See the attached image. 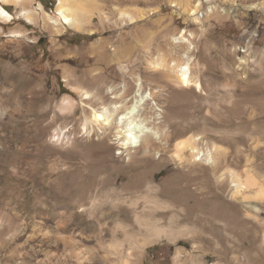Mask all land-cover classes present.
Listing matches in <instances>:
<instances>
[{
	"label": "rangeland",
	"instance_id": "rangeland-1",
	"mask_svg": "<svg viewBox=\"0 0 264 264\" xmlns=\"http://www.w3.org/2000/svg\"><path fill=\"white\" fill-rule=\"evenodd\" d=\"M99 1L109 18L97 16L95 35L69 28L55 38L51 26L45 28L41 23L35 27L22 19L5 26L7 31L19 29L27 34L20 42H13L11 37L0 38V85L13 89L2 75L13 60L24 63L30 75H37L43 98L38 111L43 109L44 115L41 132L33 131L30 141L41 135L46 137V143L40 147L38 158L43 169L39 177L16 178L13 167L21 155L13 152L10 167L0 174V189L5 195L13 187H25L32 199L24 210L29 218L45 212L52 219L57 211H74L75 223L84 220L82 227L91 237L84 244L92 264H110L101 259L103 250L95 242L102 231L107 244L112 240L109 230L118 224L139 236L144 234L135 226L137 214L164 219L165 226L176 216L173 228L184 234L175 243L164 240L147 247L139 264H176L178 251L184 264H264V205L248 204L253 212L255 208L259 211L257 218L246 217V209L231 200L233 184L228 177L221 178L228 171L240 172L244 177L249 157L255 173L264 177V93L259 92L264 89V6L251 9L264 4V0H201L202 19L207 21L205 33L185 18L174 16L180 6L186 9L185 2L194 0ZM36 2L51 14L57 6V0ZM210 7H215V12L207 16ZM6 8L14 16L20 12L15 6ZM26 8L35 9L33 5ZM141 9H151L158 15L138 24L125 23L122 12L135 14ZM227 10H231V15ZM184 30L193 34L197 47L193 72L203 84L201 93L194 89L185 91L162 72L148 67L149 61L162 54L169 60H181V50L170 42L172 36L181 35ZM96 43L101 44L100 50L94 47ZM19 54L22 60L15 57ZM137 75L143 78L146 89L155 94L153 105L147 110L149 116L156 115L155 103L168 114L171 137L162 158L146 156L142 151L131 158L121 154L110 137L89 136L83 131L85 118L91 112L89 106L99 105L98 101L84 99L83 92L97 93L104 101L108 99L104 93L108 87L119 89L126 80L131 97L137 91ZM242 80L246 82L241 83ZM66 97L75 100L74 110H57L54 117V106ZM34 123L32 120L28 126ZM20 124L14 134L18 143L24 126L22 119ZM5 127L12 135L13 124L6 122ZM60 128L65 129L58 141L54 136L61 132ZM203 128L206 139L222 150L216 156L217 170L194 160L183 165L173 157L181 139ZM64 134H70L71 141L64 140ZM0 157L4 159L5 155ZM53 162L59 166L55 174L49 170ZM149 185L162 192L158 195ZM85 196L87 202L83 201ZM73 199L77 204L68 206ZM153 199L170 208L151 213L146 208ZM55 200L56 208L52 204ZM83 203L87 204L80 208ZM124 243V256L129 262L135 261L137 252L128 242ZM54 251L63 253L61 247Z\"/></svg>",
	"mask_w": 264,
	"mask_h": 264
},
{
	"label": "bare ground",
	"instance_id": "bare-ground-1",
	"mask_svg": "<svg viewBox=\"0 0 264 264\" xmlns=\"http://www.w3.org/2000/svg\"><path fill=\"white\" fill-rule=\"evenodd\" d=\"M26 5H33L35 9H28ZM185 5L186 9L184 6H180V10H176L174 16L185 18V21L192 22L201 33H205L207 21L202 19V1H187ZM7 6H15V8L20 10L19 14L14 16L6 8ZM263 6L264 4L260 3L259 5L251 6V9H262ZM214 12L215 7H210L207 16ZM230 12L231 10L226 11L228 15H231ZM99 15L100 17L105 15L106 19L109 18L99 0H57V6L53 14L48 13L44 6L36 2V0H0V38L11 37L13 42H20L18 41L19 39L26 38L27 33L25 34L22 30H6L5 26L12 24L15 19L26 20L35 27L41 23L42 27L51 26L55 38L63 34L64 29L69 28L70 30L75 29L95 35L98 30L94 27V22ZM121 15L125 19V23L130 25L153 19L158 13L151 9H141L136 10L135 14L124 11ZM193 37V34L188 35L187 30L182 31L181 35L172 36V42L170 43L173 47L177 46L176 48L181 50V60H169L162 54L156 59L149 61L148 67L154 72H162L171 83L185 91L194 89L193 91L201 93L203 84L193 72V66L197 65L195 63L197 62V47L193 43ZM94 47L100 50L101 44L96 43ZM15 57L20 60L23 59L21 54ZM118 59L119 55L116 56V60ZM13 62L8 64L2 71L5 81L13 89L10 91L8 90L9 88L7 89L0 85V90H2V97L0 96V153L5 155L4 159L0 157V174L6 173L10 167V155L14 152L17 155H21V159L19 158V162L13 167L14 176L19 179L26 177L30 179L38 178L40 169H43L41 159L38 157L40 155V147L46 143V137L35 135L33 140L30 141V135H32L33 131H40V121H42L41 117L44 115L42 113L43 109L38 111L43 100L41 96L42 83L36 77L37 75L27 73L24 63L21 61L18 63ZM241 63L246 64V61L241 60ZM255 63L256 61H254ZM245 82L246 80L241 81V83ZM135 85L137 91L131 97L128 94L129 85L126 80L119 89L116 86L108 87L104 91L108 99L104 101L97 93L84 91L82 94V97L85 96L84 99L91 102L98 101L99 105L89 106L91 112L85 118L83 131L89 136L97 134L100 138L110 137L118 145L121 154H127L131 158L139 151H142L146 156L156 158L160 156L162 158V152L167 148L171 137L168 114L155 103L154 110L156 115L155 117L149 116L147 110L155 100V94L146 89L143 78L140 75L136 76ZM261 91L264 93V89L259 92ZM74 108L75 100L66 97L59 105L54 106V117L57 116V110L70 112ZM21 119L24 126L22 128V137L18 143V139L15 138L14 134ZM29 120L31 122L33 120L35 122L34 125L28 126ZM6 122L13 124L14 131H12V135H9L6 131ZM64 129L60 128L61 132L54 136L58 138V141L62 140L61 135ZM206 132L205 128H203L198 133H193V135L181 139L176 144L173 157L183 165L187 162L191 164V161L194 160L192 162H204L217 170L218 157L216 156L222 150L217 144L206 139ZM66 138L71 141L70 134H64V140ZM188 153H190V157L187 155ZM251 164L252 160L249 157L246 162L244 177L241 176L242 174L240 175V172L238 174L233 171H228V173L220 176L221 178L223 176L228 177L229 179H227L231 181V186L233 184L231 200L246 209L245 216L257 218L259 209L255 208L254 212L256 213H254L250 209L251 207H248V204L264 205V177H259L251 167ZM49 170L53 174L59 171L58 163L53 162ZM149 189L158 195L162 192L159 187L154 185H149ZM85 193L86 191L83 194ZM87 200L88 198L85 196L83 201L87 202ZM31 201L32 199L26 193L25 187L24 189L13 187L5 195L0 189V264H92L90 251L87 247L85 248L87 242L91 241V237L86 235L87 232L82 227L84 220H80L76 224L75 220L77 218L74 211H67L66 214L57 211L52 219L48 218L45 212L29 218L24 210L25 207L30 205ZM40 201L42 202V200ZM57 201L55 200L52 203L55 208L57 207ZM69 204L68 206L73 207V205L77 204V201L73 199ZM85 204L87 203H83L80 208L85 207ZM148 205L149 207L146 210L151 213H156L163 208H170L163 207L162 203L157 199L149 200ZM175 217L173 216L170 219V224L165 226L163 223L164 219L154 217L151 214L150 216L137 214L134 220L135 226L141 232L143 231L144 234L139 236L136 232L127 231L123 224H118L115 229L109 230L112 240L108 244L106 243L107 241L105 242L104 232L102 231L95 239V242L103 250L102 256H100L101 259L110 264H139L147 247L164 240L175 243L184 236L182 231H177L173 228L172 221ZM119 235L122 236V239H119ZM85 242L86 244H84ZM124 242H128L129 247L134 248L137 252L135 261L129 262L128 258L126 259L124 256L126 252V250L124 251ZM60 247L63 250L62 255L54 251V249ZM112 256L116 258L111 260ZM175 263L184 264L181 260L180 251L177 253Z\"/></svg>",
	"mask_w": 264,
	"mask_h": 264
}]
</instances>
